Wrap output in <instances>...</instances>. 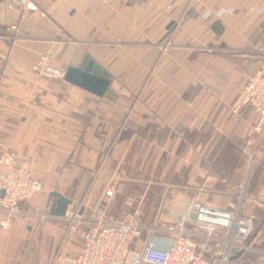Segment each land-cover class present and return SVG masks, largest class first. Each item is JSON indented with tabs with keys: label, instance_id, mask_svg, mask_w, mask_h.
Listing matches in <instances>:
<instances>
[{
	"label": "crops",
	"instance_id": "crops-1",
	"mask_svg": "<svg viewBox=\"0 0 264 264\" xmlns=\"http://www.w3.org/2000/svg\"><path fill=\"white\" fill-rule=\"evenodd\" d=\"M33 1L20 19L0 1V150L30 154L42 182L22 210L51 191L70 199L66 211L76 200L112 217L166 197L226 206L254 148L243 209L261 214L251 239L264 248V127L235 110L261 62L264 0ZM41 53L63 71L88 54L110 74L105 93L32 71ZM55 216L0 230V264H49L72 238Z\"/></svg>",
	"mask_w": 264,
	"mask_h": 264
},
{
	"label": "built area",
	"instance_id": "built-area-1",
	"mask_svg": "<svg viewBox=\"0 0 264 264\" xmlns=\"http://www.w3.org/2000/svg\"><path fill=\"white\" fill-rule=\"evenodd\" d=\"M8 6L17 11L19 19L37 8L33 0H8ZM9 29L11 34L6 37H14L18 23ZM168 45L166 41L164 47ZM257 56L261 62L247 76L235 110L250 107L254 113L253 130L260 132L264 127V48H259ZM30 68L52 79L64 77V71L52 63L49 53L39 54ZM255 155L256 149L249 148L240 191L226 206L166 197L148 222L139 220L136 211L120 218L106 216L99 207L88 213L72 209L66 230L78 233L79 248L72 254L56 251L49 264H264V248L251 239L256 231L255 217L243 209ZM32 163L30 154L0 150L2 231L19 217L43 220L52 216L37 206L21 208L28 197L42 189L41 180L31 172ZM112 193L110 187L105 190L106 196Z\"/></svg>",
	"mask_w": 264,
	"mask_h": 264
},
{
	"label": "water",
	"instance_id": "water-1",
	"mask_svg": "<svg viewBox=\"0 0 264 264\" xmlns=\"http://www.w3.org/2000/svg\"><path fill=\"white\" fill-rule=\"evenodd\" d=\"M63 79L102 96L110 83V74L86 54L78 66H68L65 69ZM48 199L51 201L50 214L57 216H63L71 202L57 191H51Z\"/></svg>",
	"mask_w": 264,
	"mask_h": 264
},
{
	"label": "rangeland",
	"instance_id": "rangeland-1",
	"mask_svg": "<svg viewBox=\"0 0 264 264\" xmlns=\"http://www.w3.org/2000/svg\"><path fill=\"white\" fill-rule=\"evenodd\" d=\"M1 147V146H0ZM142 198H143V195H141V194H138V201L139 200H141L142 201ZM159 201V200H158ZM81 202H79V201H73L72 202V204H70V206H69V208H68V211H67V213L65 214V215H63V216H55L56 217V219H58L60 222H62L64 225H65V232H64V235H62V239L63 238H66L65 239V242L66 241H68V236L69 237H72V238H69L70 240H71V243L69 244V245H66L65 243L63 244V245H60V247H58V249H57V251L58 250H60V251H62V252H70V248L71 249H75L77 246H78V248H79V235H78V233H76V231L75 230H71V232L69 231V232H67V227H68V225H69V223H70V220H69V218H68V215H69V211H71L72 209H75L76 210V208H78V211H84V212H86V210H83L84 208V205H82V203L80 204ZM49 204V205H48ZM50 204H51V201H49L48 200V203H46V204H44V205H40V209H41V211L43 212V213H46V214H50ZM135 210L134 209H124L123 211H120V213H118V214H116V215H114L113 217H124V216H127L128 214H132V212H134ZM155 211V210H154ZM154 211L152 212V213H143V212H137L136 214V217L139 219V220H141V221H143V222H148L149 220H151L153 217H154ZM49 212V213H48ZM87 213V212H86ZM52 215V214H51ZM261 215V214H260ZM260 215H259V213H256V218H255V220L258 218L259 219V217H260ZM50 217H52V216H50ZM49 218V217H48ZM19 219H28L29 221L32 219V220H34V221H37V223H36V225H41L42 223H43V221L45 222V221H47V218H44L43 220L42 219H39V218H35V217H31V216H27V217H19V218H16V219H14V221H16V220H19ZM22 220V221H23ZM27 220V221H28ZM13 221V222H14ZM12 222V223H13ZM12 223H11V225H12ZM11 227V226H10ZM9 227V228H10ZM8 228V229H9ZM7 229V230H8ZM6 230V231H7ZM5 232V231H4ZM60 243H62V240L60 241ZM61 248V249H60ZM78 250V249H77ZM76 250V251H77ZM72 254V253H71Z\"/></svg>",
	"mask_w": 264,
	"mask_h": 264
}]
</instances>
